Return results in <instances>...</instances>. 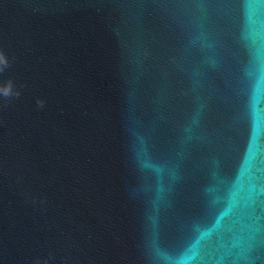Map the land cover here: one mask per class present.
Wrapping results in <instances>:
<instances>
[{"label": "water", "instance_id": "obj_1", "mask_svg": "<svg viewBox=\"0 0 264 264\" xmlns=\"http://www.w3.org/2000/svg\"><path fill=\"white\" fill-rule=\"evenodd\" d=\"M0 264H264V0H0Z\"/></svg>", "mask_w": 264, "mask_h": 264}, {"label": "clouds", "instance_id": "obj_2", "mask_svg": "<svg viewBox=\"0 0 264 264\" xmlns=\"http://www.w3.org/2000/svg\"><path fill=\"white\" fill-rule=\"evenodd\" d=\"M8 63L9 61L7 56L3 52H0V71H3V69L8 66ZM13 94L19 95L18 92H14L11 81L0 84V95L7 97Z\"/></svg>", "mask_w": 264, "mask_h": 264}]
</instances>
